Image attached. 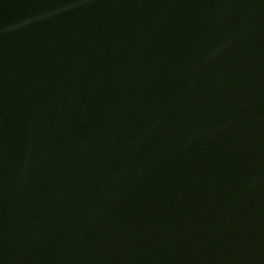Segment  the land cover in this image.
Segmentation results:
<instances>
[{
    "label": "water",
    "instance_id": "obj_1",
    "mask_svg": "<svg viewBox=\"0 0 264 264\" xmlns=\"http://www.w3.org/2000/svg\"><path fill=\"white\" fill-rule=\"evenodd\" d=\"M0 264H264V0H0Z\"/></svg>",
    "mask_w": 264,
    "mask_h": 264
}]
</instances>
